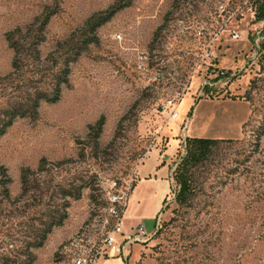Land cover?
Returning <instances> with one entry per match:
<instances>
[{
  "label": "rangeland",
  "instance_id": "1",
  "mask_svg": "<svg viewBox=\"0 0 264 264\" xmlns=\"http://www.w3.org/2000/svg\"><path fill=\"white\" fill-rule=\"evenodd\" d=\"M114 1L0 0L1 75L12 70L5 33L55 11L39 47L43 68L0 80V108L19 98L21 79L50 90L62 60L51 55L57 42ZM251 1L131 0L97 29V41L71 63L60 99L42 101L35 119L19 118L0 136L11 195H20L21 170H37L44 158L32 185L51 203L0 204V264H73L95 252L118 219L112 195L120 223L127 202L124 225L150 233L130 244L127 264H264V135L255 144L264 123V20H254ZM219 69L229 76L213 81ZM207 82L213 96L203 92ZM100 117L96 144L88 125ZM187 136L232 141L197 168L193 194L179 207L172 172ZM77 186L81 196L67 198L63 224L29 257L22 248L62 201L58 188Z\"/></svg>",
  "mask_w": 264,
  "mask_h": 264
},
{
  "label": "trees",
  "instance_id": "2",
  "mask_svg": "<svg viewBox=\"0 0 264 264\" xmlns=\"http://www.w3.org/2000/svg\"><path fill=\"white\" fill-rule=\"evenodd\" d=\"M130 2L131 0H115L105 10H100L91 14L85 20L80 33H72L67 38L57 42L51 55H57L61 57L62 60L53 74V83L50 90L33 87L30 85V78H27V80L21 79L17 86L18 91L21 93L19 98L13 100L10 98L6 99V102L0 108V136L19 118L35 119L42 101L53 103L60 99L62 86L66 85L69 80L71 63L80 56L89 44L97 41V29L109 21L119 10L128 6ZM253 4L255 8V20H263L264 0L254 1ZM54 12V10L46 8L40 16L35 17L32 22L25 26L24 31L21 28H15L5 33L7 43L13 50L12 70L6 75L0 74V80L15 79L13 78L14 75L23 74L24 68L26 67H33L37 70L43 68L45 60L41 58L39 47L45 40L44 31ZM262 46L264 47V42ZM228 76V71L219 69L213 81L228 78ZM29 88H34V90L30 91ZM203 92L207 96H213L210 82H207L203 86ZM103 125L104 117H100L95 123L88 125L87 134L96 144L102 132ZM262 135H264V123L257 130L256 146H258V140ZM231 141V139L212 137H185L184 152L180 155L172 172L177 187L174 193L175 201L179 207L187 204L193 194L195 183L194 175L197 168L209 159L212 152L219 147L220 144ZM44 168V158L41 160L37 170L23 168L20 173V195L13 197L9 188L12 179L7 172V168L0 165V204L4 203L5 206L10 209L18 208L20 206L17 202L24 198V205H45L50 207L51 203L47 200H43V196H46L43 195L45 189L42 187L34 188L32 185V182L37 179L36 177L39 172H42ZM82 188V186L69 189L64 187L58 188V194H60L62 201L54 204L53 209L49 211L46 219L35 230L34 235L26 240L22 248L25 254L31 257V249L41 247L52 230L63 224L64 220L67 218V198H80ZM155 223L156 221L154 224ZM156 227L157 226H155V228ZM1 264H9V261L3 260ZM124 264H127V259H125Z\"/></svg>",
  "mask_w": 264,
  "mask_h": 264
},
{
  "label": "built area",
  "instance_id": "3",
  "mask_svg": "<svg viewBox=\"0 0 264 264\" xmlns=\"http://www.w3.org/2000/svg\"><path fill=\"white\" fill-rule=\"evenodd\" d=\"M254 1H257V0L251 1L252 2L251 11H252V14L255 20V8L253 4ZM258 21H261V20H258ZM164 106L167 108H171L170 115L173 119L178 118L179 115L176 110V107L173 104V101L171 100L166 101ZM110 199L113 203L111 207V212L113 215L118 217L115 226L107 234V236L104 238L103 244L99 246V248L95 252L88 254V255L84 253L78 254L74 258L73 264H97L99 258L107 253L119 254V255H123L126 257L128 255V249L131 243L143 241L144 238H146L150 234L146 232L144 225L140 223L132 227V229L128 232L121 231L120 217H121L122 212L116 206L117 202H119L118 198L116 195H112ZM157 225L158 223L157 224L155 223V226ZM116 235H119L121 237L120 241H117Z\"/></svg>",
  "mask_w": 264,
  "mask_h": 264
},
{
  "label": "crops",
  "instance_id": "4",
  "mask_svg": "<svg viewBox=\"0 0 264 264\" xmlns=\"http://www.w3.org/2000/svg\"><path fill=\"white\" fill-rule=\"evenodd\" d=\"M157 163V162H156ZM157 165V164H156ZM167 168H168V163H167ZM150 173V172H149ZM147 173L146 176L142 177L141 179H144L147 177V175L149 174ZM155 173V172H153ZM155 176L154 177H157L156 174H154ZM157 178H152V181H155ZM167 191V190H166ZM130 195H128L127 197V200L129 198ZM163 199L165 198V195L162 196ZM163 201V200H162ZM162 203V202H161ZM161 203L155 208V210L152 212L151 216H155L156 213H157V210H158V207L161 205ZM128 210V203L126 202L125 204V209L123 210V216H122V219H121V229L124 231V232H128L132 229V227H134L133 224H129V225H124L123 223V220H124V217L126 216V212ZM116 239L117 241H120L121 240V237L119 235H116ZM128 256V255H127ZM127 256H123V255H119V254H104L103 256H101L98 260V263L97 264H124L125 262V259H127Z\"/></svg>",
  "mask_w": 264,
  "mask_h": 264
}]
</instances>
